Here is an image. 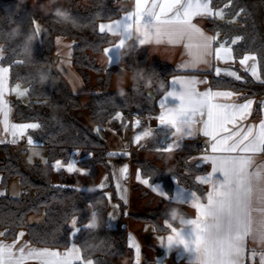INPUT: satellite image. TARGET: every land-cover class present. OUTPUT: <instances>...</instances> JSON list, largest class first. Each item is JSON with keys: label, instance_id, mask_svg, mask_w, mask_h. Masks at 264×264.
Instances as JSON below:
<instances>
[{"label": "trees", "instance_id": "obj_1", "mask_svg": "<svg viewBox=\"0 0 264 264\" xmlns=\"http://www.w3.org/2000/svg\"><path fill=\"white\" fill-rule=\"evenodd\" d=\"M80 1L63 0L53 4V10L62 7L68 11L69 19L65 21L52 13L41 16L29 0H0V43L4 45L5 52L3 63L10 67L12 81H20L27 87L30 98L28 108L15 104L14 118L37 122L40 127L30 136L48 149L46 164L26 166L18 151L0 146V157L4 158L0 160L3 185L6 186L12 178H19L23 189L19 198L0 197V231H5L6 239H14L17 232L25 228L29 241L35 246L65 249L70 245L71 220L77 216L81 229L76 242L81 247L83 259H92L96 264H119L125 259L132 261L133 252L127 244V230L122 226V218L116 228L106 225L109 202L105 191H85L64 185L93 186L103 171L110 172L109 145L99 132L108 124L117 133L122 132L129 127L127 118L134 111L153 114L156 97L168 90L170 78L177 74V70L161 62L150 63L148 55L137 57L134 62L125 59V64L139 83L134 88L131 82L125 89L127 94L118 96L116 90L111 89L115 69L103 70L96 61V57L115 39L100 33L98 24L119 17L128 8L122 3L127 4L130 0H91L89 6L82 5ZM212 4L215 8L223 7L229 18L238 16L239 23L209 20V29L224 35L236 58L249 52L257 54L263 82H256L248 75L245 82L212 76L211 86L246 92L247 97L264 94V0H213ZM37 21L45 28L39 37L35 35ZM55 36L69 37L76 42L72 60L87 86H91L92 73L100 75L97 83L99 92L90 95L86 104L80 96L73 94L56 67L53 55ZM146 80H151L149 87H145ZM94 126L99 130L95 131ZM189 147L198 149V141L186 142L183 151H189ZM77 149L82 150L80 165L90 170L89 176L69 174L61 169L60 185H53L50 180L52 162L62 159L67 164ZM187 158L186 155L179 157L174 168H161L137 153L132 156L134 165L141 169L143 176L163 182L168 193H172L171 178L175 176L182 185L204 196L205 189L194 181L191 172L195 169ZM115 199L118 200L116 196ZM91 207L98 212L99 229L85 227ZM174 207L183 216L188 215L182 206ZM168 212L159 216L168 219ZM32 214H44V223L31 224L29 217ZM171 224L176 226V222ZM167 230L161 227V231ZM144 264H150L148 258Z\"/></svg>", "mask_w": 264, "mask_h": 264}, {"label": "crops", "instance_id": "obj_2", "mask_svg": "<svg viewBox=\"0 0 264 264\" xmlns=\"http://www.w3.org/2000/svg\"><path fill=\"white\" fill-rule=\"evenodd\" d=\"M31 6L41 15L48 16L52 13L53 4L46 7L44 11L41 10L42 5L47 4V0H29ZM63 0H61L62 2ZM82 5L89 6L91 0H81ZM151 3V0H149ZM213 0H211V7L213 11L223 10V19L216 16H194L191 18V23L199 28L206 36H215L216 40L213 43V49L223 45L224 47H230L232 49V57L227 59H216L215 55L211 57H205L207 63L201 62L198 64H191V56L189 55L188 49L185 48L184 43L169 44L166 41L161 43H156L155 40L146 42L143 45L138 43L136 38V25L133 24L132 27V39L126 40L121 49V59L120 63H113L109 67L108 58L105 55V49L112 48L113 46L120 43L122 36L115 29L106 30L104 34H107L115 39V42L109 46H106L101 54L96 57L97 65L103 70L114 68L115 73L112 79L111 89L116 90L114 87V79L116 76H124L125 78L132 76L131 69L125 64L124 60L128 59L134 62L137 57L143 55H148L150 63L161 62L164 65H172L177 70V74L173 75L169 81L168 90L159 97H156V111L152 114V120L146 125H140L135 120L131 119L130 116L127 118L128 128L124 129L122 132L117 133V131L106 125L101 134L105 135L108 142V154L110 155L108 159V164L110 172L115 175V173L122 172V189L118 190V185L115 183L116 190L106 188V176L110 177L111 173L108 171H103L98 182L93 186L88 185H64V187L76 188L79 190L86 191H105L109 202V212L107 215L106 225L108 228H116L119 223V219L122 218V226L127 230V244L128 247L133 252V259L129 262L128 259L120 261L119 264H144L145 258H148L150 264H192L193 260H196L200 264L194 252L186 253L191 259H187L186 255L183 253L182 249H177L175 247L169 248L167 244V237L173 236L175 238V233L172 232L171 228H167L165 225L166 218L161 217L162 213L172 209L174 206H182L188 215L183 216L186 219H197L198 210L194 207V201L189 203H179L171 202V198L175 197L181 190L187 195L188 193H195L196 197L199 198L200 204H206L208 194L212 191V183H200L198 178L207 177L212 175L213 163L212 159L214 157H219L221 155H228V153H222L219 150L213 151V145L217 141H213L211 137L204 135V125L203 121L207 119V116L201 117L197 114L194 117L193 123L191 124V135H184L178 133L174 128L164 124L162 125L158 117L165 110L161 107L162 99L167 95L169 91L172 90L171 82L173 80H195L194 88L197 92L203 93L208 90L212 92H232L233 96L229 100H222L224 103L232 104H242L247 101H252V107L250 109V114L246 115L242 121H238V125L241 128H247L249 126H258L262 121H264V94L255 97H247L246 92H239L233 89L224 88H213L211 86V77H217L222 79H231L234 81H246V76H250L256 82H263L258 56L255 53H245L242 57L236 58L233 47L231 44H227L224 40V35L220 32H214L209 29V20H217L218 22H227L226 11L223 7L215 8L213 7ZM122 5L128 7L127 10L122 12V14L112 20L100 21L98 24H112L114 21L123 19L129 12L136 11V0H130L127 4ZM36 27L39 28L40 33L45 31V28L41 22H36ZM59 41V43L57 42ZM76 42L64 36H55L53 41V55L55 59V64L61 75L64 77L68 83L73 94L80 96L82 102L86 104L89 101V96L99 92L97 88V83L100 75L96 73L91 74V86H87L83 81L81 75L77 72L73 63V48ZM2 47L3 56L0 58V146H9L18 151L21 155L22 152L30 154V149L46 148L38 143H36L30 136L31 132H35L38 128L24 129L23 135H21V128L24 125L32 124L35 121H19L14 118L15 104L18 103V83L13 82L11 79V69L8 65L3 63L5 58L4 45L0 43ZM244 56H255L256 60H249L245 64H241L240 61ZM221 69V74L216 75V69ZM255 68L256 75H252V69ZM7 69V71H3ZM122 70V71H121ZM226 71L235 72L236 75L240 76L241 79L237 80L234 76L225 75ZM22 83V82H21ZM131 85V80L125 85V89ZM178 100H172V106L178 104ZM121 121L123 117H120ZM88 122V119H85ZM13 126H15L16 135L12 134ZM227 127L231 129L232 124H228ZM95 131L99 129L94 126ZM149 133L144 135V133ZM222 135H227V133H222ZM137 137H140L137 140ZM29 138H31L32 143L30 144ZM219 139V138H218ZM198 141V149L193 150L189 147V151L184 152L183 148L185 143L188 141ZM15 141V142H13ZM207 147V152H202V147ZM171 147V151H166L165 149ZM134 153H137L142 159L155 162L161 168L163 167H173L177 164L179 157L186 155L188 156L187 161L195 169L191 172L194 181L202 186L205 190L204 196L195 190L182 185L175 176H172L173 190L172 193H168L165 185L161 181H151L149 177L143 176L141 169L137 168L132 160ZM28 154V155H29ZM232 155H235L233 153ZM246 155H251L253 159L252 167L249 171H261L264 173V152L249 153ZM82 156V150L77 149L73 152L69 162L65 164L62 159H57L52 162V173H51V183L55 186H59V172L64 169L69 174L78 173L82 176H89L90 170L86 167L80 165V160ZM59 161L62 167L56 170L55 165ZM73 164L76 171H68L67 165ZM185 173L190 174L189 171ZM103 175V176H102ZM218 175V174H217ZM148 180V184H144L143 180ZM216 177L213 176V181ZM162 186L163 190L167 194L168 199L162 197L157 191L153 190L155 186ZM136 190V200L133 201V191ZM119 191V192H118ZM0 197L10 196L14 198H19L23 194V189L21 187L19 178H12L9 180L6 186L3 185V174L0 173ZM115 196L118 200L115 199ZM95 211L94 208H90L89 220L85 224L90 223L92 218V213ZM151 213L156 214V218L152 219L149 215ZM254 216L258 215L253 213ZM44 214L35 215L32 214L29 217V222L31 224H42L44 223ZM76 221V228L81 229L78 224L79 218L76 216L71 220ZM179 231L182 225L176 223V226L172 225ZM161 227L167 228L168 230L161 231ZM72 228V227H71ZM87 228V227H86ZM182 229H188L186 225ZM74 229H71L70 233V245L65 248H53V247H42L35 246L28 239V232L25 228H21L14 239H6L5 231L1 230L0 233V243L6 245L14 244L12 249L14 253V259L19 257V249L24 248V258L21 264H42V259H37L29 257L27 253L31 251H44L48 250L51 252L59 253V260L63 261L66 253L72 252L73 249H78V253H72L67 260V264H96L92 259H83V254L80 245L76 242V236L80 231L72 235ZM23 234V235H21ZM163 241V243H162ZM138 246L139 251L137 252L136 247H132V244ZM254 254V258H253ZM264 257V241L259 238L249 236L245 240L244 253L242 257V264H261V258Z\"/></svg>", "mask_w": 264, "mask_h": 264}, {"label": "snow or ice", "instance_id": "obj_3", "mask_svg": "<svg viewBox=\"0 0 264 264\" xmlns=\"http://www.w3.org/2000/svg\"><path fill=\"white\" fill-rule=\"evenodd\" d=\"M194 16H216L223 19V10L213 11L211 0H136V11L129 12L123 19L114 21L112 24H101L99 32L115 29L122 36L119 44L112 48L105 49L109 67L113 63H120L121 49L126 40L132 39V27L136 25V38L140 45L151 40L156 43L166 41L169 44L185 42L191 56V64L201 62L207 63L205 57L215 55L216 59H227L232 57V49L220 45L213 49L215 36H206L199 28L191 23ZM35 35L39 37L40 30L35 29ZM59 43V41H57ZM232 43H235L233 41ZM3 56L0 47V58ZM255 61V56H244L240 63ZM3 71H7L4 69ZM122 71V70H121ZM216 75L221 74L217 68ZM225 75L241 79L235 72L226 71ZM252 75H256L255 68ZM195 80H173L172 90L161 101V107L165 110L158 119L161 124L168 125L176 132L184 135H191V124L194 117L199 114L207 116L203 121L204 135L217 141L213 145V151L228 153L212 159V175L198 178L200 183H212V191L208 194L207 203L200 204L195 193L187 195L181 190L171 202L189 203L194 201V207L198 210L197 219H187V228L192 230L177 229L171 223H165L175 233L167 237L168 247L182 249L183 253L194 252L200 264H242L245 240L249 236L264 241V173L261 171H249L253 159L249 153L264 152V121L258 126H249L246 129L238 125L246 115L250 114L252 101L242 104L224 103L222 100H229L232 92H197L194 88ZM178 100L179 103L172 106L171 101ZM139 123V122H137ZM232 124V128L227 127ZM39 124L32 123L22 126L21 135L24 129H35ZM227 133V135H222ZM12 134L15 136V126ZM149 133L145 132L144 135ZM219 138V139H218ZM140 137H137L139 140ZM15 142V141H13ZM32 143L31 138L28 141ZM171 151V147L165 149ZM235 153V155H232ZM62 167L57 161L55 168ZM68 171H76L73 164L67 165ZM218 174V175H217ZM213 176L216 177L213 181ZM144 184L149 181L143 180ZM162 197L168 199L162 186L153 187ZM86 191V190H85ZM3 195V193H0ZM253 213L258 215L254 216ZM183 214V213H182ZM97 217L93 211L92 219ZM167 217L166 220L167 221ZM71 227L74 229L72 235L80 231L76 228V221L73 220ZM93 229L91 223L86 225ZM3 235V233H0ZM23 235V234H21ZM163 243V241H162ZM14 244L6 245L0 243V264H21L24 258V248L19 249V257L14 259L12 249ZM138 246L134 243L131 245ZM78 249L66 253L64 260H59V253L44 251H29V257L42 259V264H67L68 257L72 253H78ZM187 259H191L187 256ZM254 258V254H253ZM264 264V257L261 258Z\"/></svg>", "mask_w": 264, "mask_h": 264}, {"label": "rangeland", "instance_id": "obj_4", "mask_svg": "<svg viewBox=\"0 0 264 264\" xmlns=\"http://www.w3.org/2000/svg\"><path fill=\"white\" fill-rule=\"evenodd\" d=\"M227 21H231L234 24L239 23L238 16H234L232 18H229L227 16ZM18 89H20V90H18V100H19L18 103L22 107L28 108L30 106V98H29V92H28L27 87L23 83L20 82V83H18ZM103 136L105 138L104 134H103ZM29 151H30V154L26 153V152L21 153L22 160L26 166H34L36 164H46L48 162V149H46V148L41 149L40 148L39 150H37V149L31 148ZM90 157H92V154ZM173 168H174V166H173ZM119 174L122 175V172L115 173V175H113L111 173L110 177H108V175H107L105 178L106 184H107L106 188L112 190V192H114L116 190L115 183L118 185L119 191L122 189L123 181H122V176ZM111 185L113 186L112 188H111ZM135 200H136V190L133 191V201H135Z\"/></svg>", "mask_w": 264, "mask_h": 264}, {"label": "clouds", "instance_id": "obj_5", "mask_svg": "<svg viewBox=\"0 0 264 264\" xmlns=\"http://www.w3.org/2000/svg\"><path fill=\"white\" fill-rule=\"evenodd\" d=\"M58 3H61V0H47V4L41 6V10L44 11L46 7L50 6L51 4H58ZM52 14L55 17H58L61 20H65V21L69 19V15H70L68 11H66L62 7H57L54 10H52ZM141 78L143 77L141 76ZM129 80H131L134 88L138 86L139 81L136 76H131L127 78H125L124 76L115 77L114 87L116 89L118 96L124 97L127 94L125 90V85ZM150 85H151V80H146L145 87H149ZM168 217L169 218L167 221H165V223L176 222L181 224L182 228L184 225H187V219L183 217V214L180 212L178 208L173 207L172 209H170L168 212ZM90 223L93 225V229H99L100 222L97 217L94 220L91 218ZM192 264H198V262L196 260H193Z\"/></svg>", "mask_w": 264, "mask_h": 264}, {"label": "built area", "instance_id": "obj_6", "mask_svg": "<svg viewBox=\"0 0 264 264\" xmlns=\"http://www.w3.org/2000/svg\"><path fill=\"white\" fill-rule=\"evenodd\" d=\"M127 1V0H124ZM130 118L135 120L136 122H139L138 124L140 125H146L148 124L151 120H152V114L148 113V114H141L137 111H134L130 114ZM202 152L205 153L207 152L208 148L207 147H202Z\"/></svg>", "mask_w": 264, "mask_h": 264}, {"label": "water", "instance_id": "obj_7", "mask_svg": "<svg viewBox=\"0 0 264 264\" xmlns=\"http://www.w3.org/2000/svg\"><path fill=\"white\" fill-rule=\"evenodd\" d=\"M3 159H4L3 157H0V160H3ZM150 217H151L152 219H154V218H156V214L151 213V214H150Z\"/></svg>", "mask_w": 264, "mask_h": 264}]
</instances>
